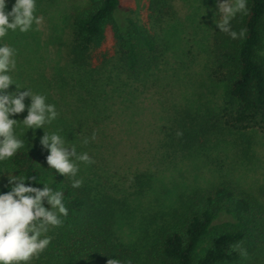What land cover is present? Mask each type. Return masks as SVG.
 <instances>
[{
	"label": "trees",
	"instance_id": "trees-1",
	"mask_svg": "<svg viewBox=\"0 0 264 264\" xmlns=\"http://www.w3.org/2000/svg\"><path fill=\"white\" fill-rule=\"evenodd\" d=\"M124 2L86 0L64 15L61 26L52 27L42 44L44 76L26 83L28 67L18 63L10 73L17 85L46 95L56 105L59 116L45 132H58L94 161L79 165L77 178L83 184L73 188L71 177L48 169V153L39 142L43 130H36L33 138L32 130L25 134L22 124L16 127L25 147L0 162V192L10 191L7 173L19 171L36 176L37 184L50 180V187L63 191L68 208L61 226L47 233L51 244L30 264H108L110 259L121 264H260L264 205L226 180L179 191L166 210L156 211L143 227L140 223V235L123 241L118 230L133 213L128 200L152 189L155 174L165 169L122 171L125 161L116 168V152L125 146L118 147L111 126L120 119L118 131L126 126V132L134 133L137 129L128 125L165 82L171 94L158 100L163 113L146 153L151 166L171 167L179 155L226 138L241 159L249 158L251 132L264 131V0H247V11L232 19V30H246L243 38L233 39L218 27L199 38L195 48L209 88L179 96L172 88L183 85L185 78L182 72L175 74L181 70L174 67L175 52H187L178 46L182 27L176 23L173 1L145 0L141 12L132 1ZM15 90L10 86L7 93ZM26 115L14 118L22 122ZM93 133L96 139L84 144Z\"/></svg>",
	"mask_w": 264,
	"mask_h": 264
},
{
	"label": "rangeland",
	"instance_id": "rangeland-1",
	"mask_svg": "<svg viewBox=\"0 0 264 264\" xmlns=\"http://www.w3.org/2000/svg\"><path fill=\"white\" fill-rule=\"evenodd\" d=\"M131 1L137 5L140 12L143 10L142 5L143 2L145 4V0H125L124 4ZM172 1L178 17L176 23L182 27L179 26L180 30L178 29L182 33V40L179 41L181 44L178 46L187 52L186 55L182 54L180 50L175 52L176 66L174 67L181 69L180 71L176 70L175 74L178 75L182 72L181 77L185 78V83L172 88L173 94L179 96L185 94L186 91L192 94L195 91H206L210 84L207 70L204 69L203 58L198 55L195 45L199 38L202 39L201 36L207 32L210 34V31L217 27L216 23L221 22V14L217 12L218 3L221 0ZM15 2L16 0H7V12H11ZM85 4L86 0H36L35 15L43 17L42 24L38 27L33 24L32 29L25 33L19 30L9 31L7 36L0 41V43L7 44L16 50L15 59L20 66L28 67L25 73L29 74L24 77L26 83L45 75L46 61L41 46L52 34L54 29L52 27L55 24L61 26V20L65 14L79 9ZM55 48L52 46V51ZM182 66L185 68L182 69ZM17 69L16 67L15 71ZM170 73L174 72L170 71ZM38 80L35 79V81ZM166 85L164 82L155 96L149 95L144 100L141 105L144 110L135 115L133 125H128L131 129H137L134 133L126 132V126L123 128L126 133L119 132L120 119H116V122L111 126L112 137L119 143L118 147L125 146L116 152V168H119V165L122 167V163L125 161V167L119 168L122 171L131 169L134 172H144L149 171L148 168L155 170L157 166H162V169H165L161 173L155 174L156 177L152 179V189H144L142 196H133L128 200L133 213L127 215L128 218L123 220L126 224L120 226L118 230L119 236L125 242L132 241L140 235V223H143V227L156 211L166 210V206L172 204L176 193L192 187H204L226 180L255 196L264 205V131L251 132L252 151L247 159H241L232 140L226 138L220 142L213 141V145H207L201 151L194 150L187 155H179L176 160H173L174 164L171 167L170 165L166 166V163H158V165L155 163L151 166L147 159L149 154L146 153L149 150V143L155 141L158 134L155 127L160 126L162 121L160 114L163 112H160L158 100H164L171 94L170 87ZM260 264H264V251Z\"/></svg>",
	"mask_w": 264,
	"mask_h": 264
},
{
	"label": "clouds",
	"instance_id": "clouds-1",
	"mask_svg": "<svg viewBox=\"0 0 264 264\" xmlns=\"http://www.w3.org/2000/svg\"><path fill=\"white\" fill-rule=\"evenodd\" d=\"M6 6L7 0H0V41L9 31L25 33L33 24L38 27L43 22V17L35 15L36 0H16L11 12L6 11ZM246 11L247 0H221L217 11L221 22L216 23L220 32L233 39L243 38L246 30L237 33L232 30L231 21L238 13ZM15 56L14 48L0 43V162L10 160L25 147V140L18 138L15 131L18 125L25 127V134L32 130L33 138L36 130L42 129L44 134L39 142L48 153L45 158L48 169L54 170L55 175L71 177V186L80 188L83 179L77 178L79 165H91L94 161L87 152L78 153L58 132H45V126L59 116L56 105L49 103L46 95L16 84L10 74L17 66ZM13 85L15 92L7 93ZM26 99L30 101L28 105ZM25 111L27 115L22 122L14 118ZM95 139L93 133L90 138L85 137L83 143ZM7 176L10 191L0 192V264H30L51 244L52 237L47 233L50 228L61 226V217H67L68 208L63 191L50 187V180L37 184L36 176H25L19 171L8 172ZM108 264H121V261L110 259Z\"/></svg>",
	"mask_w": 264,
	"mask_h": 264
}]
</instances>
